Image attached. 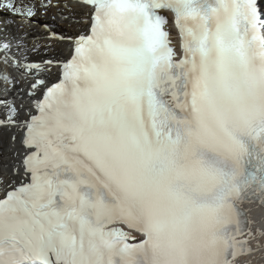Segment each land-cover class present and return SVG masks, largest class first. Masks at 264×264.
Returning <instances> with one entry per match:
<instances>
[{"label":"snow or ice","instance_id":"snow-or-ice-1","mask_svg":"<svg viewBox=\"0 0 264 264\" xmlns=\"http://www.w3.org/2000/svg\"><path fill=\"white\" fill-rule=\"evenodd\" d=\"M0 65V264L264 261V0H0Z\"/></svg>","mask_w":264,"mask_h":264},{"label":"bare ground","instance_id":"bare-ground-1","mask_svg":"<svg viewBox=\"0 0 264 264\" xmlns=\"http://www.w3.org/2000/svg\"><path fill=\"white\" fill-rule=\"evenodd\" d=\"M76 20H79L80 22L77 23ZM53 21L49 17L48 23H52ZM56 24L61 25L62 28L68 31L67 35L69 36H75L77 33H79L82 30H86L87 27V18L81 17L79 14L76 15L74 20H70L69 22L65 23L63 19L60 17H57V20L55 21ZM39 33H43V28L37 29ZM66 34V33H65ZM72 34V35H70ZM173 42H178V37L175 35V31L173 30L172 35ZM43 43V41H41ZM71 43L70 42H63V43H56L53 47V49H50L47 51V53H51L56 59L62 60L65 59L70 50H71ZM45 52H41L40 56L43 59L52 58L50 56H46ZM3 65H0V68H3ZM58 69V68H57ZM57 69H54V76L57 75ZM7 71H11V69H7ZM17 76L19 77V74L17 73ZM25 102H27V97H25ZM245 209L248 210V216L250 219L255 220L257 223L264 222V207L257 204V203H246L244 205ZM254 264H264V261H262L261 255L258 253L254 257Z\"/></svg>","mask_w":264,"mask_h":264},{"label":"rangeland","instance_id":"rangeland-1","mask_svg":"<svg viewBox=\"0 0 264 264\" xmlns=\"http://www.w3.org/2000/svg\"><path fill=\"white\" fill-rule=\"evenodd\" d=\"M56 25L58 26L59 29H61V30H62L64 33H66V35H67V33H68L67 30H65L64 28H62L61 25H58V24H56ZM70 35H72V34H70ZM45 55H46V56L53 57V55H52L51 53H46Z\"/></svg>","mask_w":264,"mask_h":264}]
</instances>
